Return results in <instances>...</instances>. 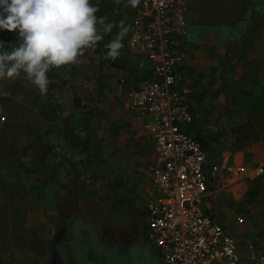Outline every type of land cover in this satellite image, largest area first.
Returning a JSON list of instances; mask_svg holds the SVG:
<instances>
[{
  "label": "crops",
  "instance_id": "crops-1",
  "mask_svg": "<svg viewBox=\"0 0 264 264\" xmlns=\"http://www.w3.org/2000/svg\"><path fill=\"white\" fill-rule=\"evenodd\" d=\"M90 2L102 7L103 15L113 16L114 26L109 35H117L120 21L127 25V30L134 21V7L128 0ZM186 3V27L180 47L184 56L179 66L184 77L179 85L191 88L192 121L183 128L200 142L206 156L205 168L209 171L212 165L221 167L217 178L206 182L202 206L217 220L214 209H227L231 197L238 207L248 211L250 221L245 218L238 221V217L233 229L220 224L236 238L241 252L249 242L264 247V173L257 176L252 173L264 157V0H186ZM100 34L104 39L106 33L101 30ZM124 36L127 38V31ZM97 53L100 55V50ZM95 56L92 48L87 47L75 64L50 70L62 79L53 76L49 79L48 93L40 97V107L46 108L47 119L53 118L55 124L50 121L49 126L39 127L28 122L23 114L14 117L19 111V98L18 103L12 102L13 95L8 92L0 96V108L6 114L0 116L3 126L0 135L6 136L2 145H6L9 153L13 152L12 160L0 157L1 168L10 163L11 167H23L25 153L31 152L28 162L32 166L48 169L53 166L59 173L58 168L64 162L73 161L71 156L77 144H84L85 155L89 151L95 155L101 162L98 168L102 173L109 169L110 173L115 172L116 149L126 152L122 159L125 170L141 169L154 160L156 149L142 126L144 118L126 107L125 92L147 79L158 58L152 60L131 52L127 39L119 56L112 59L115 65H107L106 74L98 72ZM78 71L83 73L82 78L76 76ZM96 82L101 86L99 102L95 101ZM75 97H81L83 103L90 104L88 108L95 109L77 119L78 122L74 119L79 117L74 112ZM74 122L80 127L71 126ZM83 123L90 130L81 129L86 128ZM83 130L91 133L89 137L74 138V135L83 136ZM90 137L94 138L90 140ZM27 143L30 145L26 146ZM87 164L84 165L86 177ZM227 164L243 165L245 170L234 176L223 168ZM6 172V169L1 172L0 178L4 182L13 181ZM144 180L146 184L147 175ZM53 192L56 193V186ZM247 230L257 233L254 240L243 239Z\"/></svg>",
  "mask_w": 264,
  "mask_h": 264
},
{
  "label": "rangeland",
  "instance_id": "rangeland-1",
  "mask_svg": "<svg viewBox=\"0 0 264 264\" xmlns=\"http://www.w3.org/2000/svg\"><path fill=\"white\" fill-rule=\"evenodd\" d=\"M95 15L98 18H106L104 23L113 24L111 21L113 16L109 13L103 15L102 7H98ZM97 30L100 32L103 30L102 23L97 24ZM114 38L115 36L106 33L104 39L91 47L96 54L94 58L100 74L107 73L108 64L115 65L110 63L112 59L103 58L107 51L105 45ZM125 39L126 36L122 38V45ZM0 42L11 50L20 43V40L14 31L5 29L0 30ZM99 50L100 55L97 53ZM54 73L49 71L48 78L52 79L53 76L62 79ZM80 73L76 72V76L80 75L82 78L83 73ZM98 79L101 80L99 77ZM74 83L77 84V81ZM95 86H98V82ZM100 87L94 89L96 102L101 99ZM4 92L13 95L12 102H18L17 98L21 101L18 102L19 111L15 112L14 117L23 114L28 122H33L39 127L49 126L50 121L55 124L53 118L47 119L49 116L46 108L40 107L42 96L23 72L11 79H0V96ZM82 101L84 99L81 97L74 99V112L79 114L75 120L82 118L88 111L95 112L92 106L88 108L90 104ZM96 108L98 109L97 106ZM37 113L39 116H36ZM1 115L6 116L4 110L0 108ZM77 122L71 126L80 127ZM82 126L86 128L81 129H89L84 123ZM1 127L3 126L0 125V132ZM87 130H83V136L74 135V138L86 139V136L89 137L91 134ZM5 137L0 135V157L9 161L12 160L13 152L9 153L6 145H2ZM91 138L94 137H90V140ZM28 141L31 142L32 138L29 137ZM75 143H78V139ZM29 145L30 143H27L26 146ZM74 150L71 156L73 161L64 162L62 167L58 168L59 173L55 172L56 168L53 166L49 169L44 166H32L28 162L31 152L25 153L23 167H11V163L8 167H4L5 165L0 167L1 172L7 170V178H14L11 182H4V178H0V264H54L56 241L76 246L84 264H163L157 249L147 239L144 231L145 213L141 208L140 197L141 186L146 178L143 172L146 166L141 169L137 167L134 170H125L122 159L126 152L116 149L115 172L110 173L109 169L102 173V169L100 171L98 168L101 162L95 155L89 154L90 151L84 154V144H77ZM1 163L4 164L3 161ZM86 163L89 166L87 177L86 166L84 167ZM92 174L93 178H88ZM55 186L56 193L53 192ZM119 199H123L124 202L117 206L116 202ZM229 203L227 209L224 207L214 209L219 223L233 229L236 227L238 217L250 221L247 210L238 207L231 197ZM251 219L255 222L254 216ZM246 224L247 222L244 226ZM255 228L258 229L257 225ZM78 229V233H72ZM69 234H73L72 241L69 240ZM256 235L257 233L247 230L243 234V239L254 240ZM94 252L99 256L94 257L92 255Z\"/></svg>",
  "mask_w": 264,
  "mask_h": 264
},
{
  "label": "built area",
  "instance_id": "built-area-1",
  "mask_svg": "<svg viewBox=\"0 0 264 264\" xmlns=\"http://www.w3.org/2000/svg\"><path fill=\"white\" fill-rule=\"evenodd\" d=\"M186 11V0H140L127 30L131 52L158 58L147 79L125 92L126 107L144 118L156 149L143 171L148 182L141 186L145 235L163 264H264V247L249 242L241 252L236 238L202 206L206 182L216 179L221 167L205 168L200 142L183 128L192 121L191 88L179 85ZM223 168L234 176L245 170L243 165ZM252 173H264V157Z\"/></svg>",
  "mask_w": 264,
  "mask_h": 264
},
{
  "label": "clouds",
  "instance_id": "clouds-1",
  "mask_svg": "<svg viewBox=\"0 0 264 264\" xmlns=\"http://www.w3.org/2000/svg\"><path fill=\"white\" fill-rule=\"evenodd\" d=\"M132 7L140 0H128ZM98 5L90 0H0V30L14 31L20 43L11 50L0 42V79L23 72L28 81L45 96L52 68L75 64L87 47H94L103 32L112 30L111 22L98 18ZM127 25L119 22V32L106 45L104 59H115L122 48Z\"/></svg>",
  "mask_w": 264,
  "mask_h": 264
},
{
  "label": "flooded vegetation",
  "instance_id": "flooded-vegetation-1",
  "mask_svg": "<svg viewBox=\"0 0 264 264\" xmlns=\"http://www.w3.org/2000/svg\"><path fill=\"white\" fill-rule=\"evenodd\" d=\"M79 232V229L76 232H72L76 234ZM73 234H69V240L72 241ZM94 257H98L99 254L94 252L92 254ZM54 264H84V261L81 259V255L76 246L72 245V243H66L62 241H56L54 247Z\"/></svg>",
  "mask_w": 264,
  "mask_h": 264
},
{
  "label": "trees",
  "instance_id": "trees-1",
  "mask_svg": "<svg viewBox=\"0 0 264 264\" xmlns=\"http://www.w3.org/2000/svg\"><path fill=\"white\" fill-rule=\"evenodd\" d=\"M110 63H114V61L113 62H110ZM116 63V62H115ZM124 202V200L123 199H119V201L118 202H116V205L118 206V205H120V204H122Z\"/></svg>",
  "mask_w": 264,
  "mask_h": 264
}]
</instances>
